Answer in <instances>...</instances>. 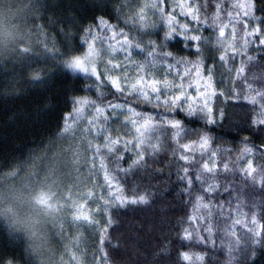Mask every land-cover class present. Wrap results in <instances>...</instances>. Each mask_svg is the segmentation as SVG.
I'll return each mask as SVG.
<instances>
[{
    "label": "trees",
    "instance_id": "16d2710c",
    "mask_svg": "<svg viewBox=\"0 0 264 264\" xmlns=\"http://www.w3.org/2000/svg\"><path fill=\"white\" fill-rule=\"evenodd\" d=\"M153 0H27L29 11L32 12L30 19L40 34L45 39V45L35 50L31 55H25L19 59L0 61V180L9 179V173L15 171L17 176L26 173L37 162L45 160L58 147L63 144V140L58 137V133L63 123V116L71 112L73 95L77 97L87 96L96 100L95 91H75L73 87L84 88V84L76 85L74 78L65 80L58 72L62 70V64L66 56L63 55L68 40V25L66 23L67 16L76 18L78 28L82 29L89 25H98L99 19L103 18L112 25H116V31L121 30L129 33L134 39H139L137 29L140 27L139 14L141 7L145 4H151ZM221 0H164L161 5L166 8L165 16L173 15L175 17V26L177 29L182 25H187L189 34H200L205 37L218 35V28L215 31L206 28L204 24H198L181 12L180 5L182 3H193L204 5L208 4L207 9L200 12L201 19L207 17L210 24L213 15L216 13L215 3ZM242 0H223L224 11L221 12V20L228 23V11L232 12L233 17L239 15V21H233L236 24L238 39L244 35L243 10L239 7H231V5H239ZM246 2V0H245ZM122 4H131L135 9L129 13L128 9H124V13L117 18V9ZM259 9V4L257 5ZM156 11V15H153ZM258 17L264 18V11L256 12ZM135 17V19H134ZM145 20L149 23H155L156 27L148 28L145 31L151 35H143L144 43L149 39L163 42L167 27L161 20L158 10L151 8L145 9ZM127 21V25H126ZM255 21L250 22L251 26L255 25ZM63 27L64 31H61ZM264 27V25H262ZM232 25L225 29V38L231 39ZM75 36V43L79 44L83 33L77 28L71 30ZM101 35H104L101 31ZM107 35H111L110 33ZM122 39V38H121ZM114 43L116 41H113ZM204 47L205 63L212 65V57H218L220 52H214ZM184 48L178 40H170L163 51H170L177 57L186 56L191 60H195V55L189 56L188 50L181 51ZM86 49V45L84 51ZM227 55V66L232 69L228 74L223 66L217 60L215 69L214 87L217 93L225 91L228 95H220L213 97L211 106L214 108L216 126L211 128L213 142L211 148L213 150L228 149L227 152L221 151L216 160L218 168L217 183L218 188L215 193L209 195L202 191L199 183L193 188L192 196L183 195L181 189L184 184L178 180L177 172L182 162L178 161L179 155L182 153L180 144L190 143L197 137L189 135L181 139L178 143L171 140L169 136L166 140V147L155 157V162L149 161L152 169H162V172L153 171L151 181L142 172H136L134 175L129 174L123 181V187L126 194L131 195L135 185H140V190L145 188L152 194V202L147 206H127L125 208L115 209L112 213L115 224L109 229L112 242L117 239L122 241L119 251H112L111 256L115 264H196L195 261H184L180 253L190 252L199 253L205 257L203 264H223L226 249L224 244L231 237H226L224 233L225 227L231 224L233 214H240L244 218H251L255 213L256 220L262 225V234L258 239H264V187L261 186L262 177L259 173H254L255 182L242 171L247 157L237 159L240 156L241 149L247 146L257 149L254 160V167L259 169L264 166V159L260 158L259 149L264 145V128L258 129L254 126L253 121L259 118L261 111H264L262 102L257 100L256 104H252L245 100L247 93V85L261 90V78H264V46L259 45L258 38L256 42L249 46L246 55H233L231 50ZM248 57H252L251 60ZM108 59V53L104 54V63ZM118 59H123L122 56ZM133 59L141 60L142 56H134ZM244 64L245 72L237 76L236 69ZM182 70V69H181ZM100 71H104L103 63L100 65ZM159 75L163 76V69H159ZM252 73H256L258 80L253 82L249 79ZM39 74L44 80V84L34 80V76ZM223 74V75H222ZM130 75H135V71H131ZM207 75V72H204ZM71 76V74H69ZM51 77V79H49ZM170 79L174 77L169 76ZM192 79L195 80L193 72ZM185 83H188L186 80ZM195 83L189 89V95L196 96L194 88ZM105 93L114 92L110 85L104 89ZM255 95V93H253ZM119 97L107 95L105 103L127 102L139 112H147L156 114L152 105L139 102L135 97L123 96ZM86 117H89L88 113ZM223 111L224 119L221 121L220 112ZM111 116V112L106 113ZM85 119L77 130L82 131L87 125ZM192 125H189L191 127ZM204 128L206 125L203 121L195 125ZM111 132L113 138L120 136L123 139H131V133L134 132L129 124L124 126V117L121 116L119 121L112 122ZM88 139H92L91 136ZM86 146L87 141L85 140ZM93 143L103 144V139L97 138ZM173 153H175V158ZM208 153L187 152L191 160L188 167L191 170L193 178L196 170L202 164L208 161ZM124 155L123 161H120L122 167L127 168L135 158L134 144L132 149L124 152L123 144L120 145V152L116 155ZM105 164L110 169L117 166L116 157L104 151ZM87 160L92 157L91 152H86ZM229 163L230 170L225 172L223 163ZM96 176H98L97 184L103 185V170L100 169V160L97 157L95 162ZM210 175V174H209ZM206 186V185H205ZM100 187H97V190ZM227 189V190H225ZM104 195L107 194L103 188ZM197 194L205 195L206 202L208 199L215 205L211 218L212 237L208 239V233L204 231L207 227L206 223L199 224L201 236L204 237L202 242L193 239L191 242L182 239V229L189 227L188 216H197L199 213L195 209V196ZM100 195V194H99ZM98 195V196H99ZM253 201L255 207H253ZM100 201H93L94 211L92 214L97 220L101 221L100 227L106 223L107 217L103 212L95 211ZM223 205V208L220 205ZM245 218V219H246ZM162 221V224H161ZM183 222V223H182ZM155 224V228L153 225ZM191 227H197L196 224ZM66 230V229H65ZM83 236L89 245L87 256L85 257L88 264L92 261L93 245L99 246V228L92 226L90 231L80 226L79 229L68 230L63 234V238L72 242L78 236ZM30 243L26 238L13 236L10 230L0 227V252L7 254L6 258L16 257L15 264H42L40 253L34 252L30 247ZM58 245H56L57 247ZM161 246L167 247V254L161 262L160 257L156 255ZM257 251H261L259 245L256 246ZM60 249V248H58ZM73 245L65 256L71 258ZM236 258L244 264V256L239 250ZM257 264H260L259 260Z\"/></svg>",
    "mask_w": 264,
    "mask_h": 264
},
{
    "label": "snow or ice",
    "instance_id": "6c2138e0",
    "mask_svg": "<svg viewBox=\"0 0 264 264\" xmlns=\"http://www.w3.org/2000/svg\"><path fill=\"white\" fill-rule=\"evenodd\" d=\"M164 0H153L151 4H145L141 7L139 19L140 27L137 29V36L139 39H134L129 33L121 30L116 31V25H112L109 21L101 18L98 25H89L85 28L79 29L76 18L74 16H67L66 23L68 25V40L65 46L64 56L67 57L63 61L62 70L58 73L65 79L74 78L75 84L78 86L84 84V88L73 87V92L79 91H95L97 99L93 100L87 96L77 97L73 95L71 98L72 110L63 116V123L58 133V137L62 140L69 139V148L74 150L76 156L81 155L83 149V141H87L85 152H91L90 158L91 167L88 168V175L84 176V184L92 183V187L87 191L82 192L80 199L74 204L76 211L73 213L71 223L78 228L84 223L90 226L99 228V246L93 245L91 264H115L112 259V251H119L122 246V241L117 239L115 243L112 242L109 229L116 221L113 218V211L127 206H147L152 202V194L145 188L140 190V185H135L132 194L127 195L126 189L123 187L121 177L125 179L129 174L142 172L148 177L149 183L151 181L152 173L162 172V169H152L149 161L155 162V157L166 147V140L171 136L173 142H179L186 136H196V140L190 143L180 144L183 150L178 157V161L182 162L178 168L177 176L180 183L185 187L181 189L183 195L192 196L193 188L196 183L202 187V191L209 195L215 193L218 188L217 176L218 168L216 165L217 157L221 151L227 152L228 149L211 148L213 137L210 134L211 128L216 126L214 108L211 106L213 97L220 95H228L229 93L221 91L217 93L214 87L215 69L217 67V60L223 66L228 74L232 69L227 66V53L231 50L233 55H246L249 46L259 40V45L264 46V18L258 17L256 12L258 10L264 11V0H246L245 3L239 5H231V7H239L243 10L244 35L238 39V32L236 24L233 21H239L240 17L237 15L233 17L232 12L228 11V23L221 20V12L224 11L223 0L215 3L216 13L212 17L209 24L207 17L201 19L200 12L202 9H207L209 5L182 3L180 5L181 12L197 21L198 24H204L206 28H211L215 31L218 28V35L205 37L200 34H189L190 30L187 25L180 26L179 29L175 26V17L173 15L165 16V7L161 5ZM259 4V9L257 5ZM127 8L129 13L135 11L131 4H122L115 11L117 18L124 13ZM151 8L158 10L161 20L167 27L163 42L149 39L147 43L143 41V35H151L145 31L148 28H155V23H149L145 20V9ZM156 15V11H153ZM135 19V17H134ZM255 21V25L251 26L250 22ZM232 25L231 39L225 38V29ZM127 25V21H126ZM77 28L82 31L83 37L79 44L75 43V36L72 34V29ZM63 32V27L61 28ZM103 31L104 35H101ZM111 35H107V34ZM122 38V39H121ZM178 40L184 45L181 51L188 50V55H195L197 58L191 60L186 56L177 57L170 51H163L167 46L168 41ZM113 41H116L115 43ZM86 45V50L84 49ZM207 46L209 50L220 52L218 57H212V65L205 63L206 57L204 55V47ZM108 53V59L104 63V54ZM142 56L143 59H133L134 56ZM122 56L123 59H118ZM249 60L252 57H248ZM103 63L104 71H100V65ZM159 69H163V76L159 75ZM182 69V70H181ZM131 71H135V75H130ZM207 75H204V72ZM193 72L195 73V80L192 79ZM245 72L244 64L242 63L236 69L237 76ZM71 74V76H69ZM176 78L170 79L173 75ZM223 75V74H222ZM44 84V80L39 74L33 78ZM51 79V77H49ZM249 79L253 82L258 80L256 73H252ZM188 83H185V81ZM195 83L197 88L196 96L189 95V89ZM107 85L114 89V92L105 93L104 89ZM203 88V90H201ZM255 93V95H253ZM119 98L117 94L123 96L135 97L139 102L152 105L155 110H158L155 115L147 112L136 111L127 102L112 103L111 101L105 103L107 95ZM245 100L252 104H256L257 100L262 102L264 107V78H261V90L252 87V84L247 85V93ZM88 108L93 111L90 118L86 117L85 113ZM111 112V116L106 113ZM124 117V126L131 125L134 130L131 133V139H123L120 136L113 138L111 128L113 121H119V118ZM257 120L253 121L254 126L258 129L264 128V111H261ZM221 121L224 119L223 111L220 112ZM88 119V126L83 128L80 132L81 142L75 143L76 132L79 125ZM71 121V122H70ZM201 121L205 123L204 128L196 127ZM189 125H192L189 127ZM91 136L92 139H88ZM103 139V144L93 143L94 139ZM123 144L124 152H128L135 147V158L132 159L131 164L124 168L119 163L123 161L124 155H116L120 152V145ZM116 157L117 166L115 169H110L105 164L104 151ZM201 153L210 152L212 164L204 162L202 166L196 170L193 178L191 170L188 167L190 163V156L184 153L189 151H197ZM257 149L249 147L247 144L241 149L240 156L237 159L244 157H254ZM260 158L264 159V145H261ZM175 158V153H173ZM100 160V169L103 170V185L95 182L96 175L95 162L96 158ZM88 163V161H85ZM225 172L230 170L229 163H223ZM242 171L255 182L254 173H259L262 177L261 186L264 187V166L259 169L254 167V160L249 159L247 167ZM79 172L81 169L79 168ZM210 174V175H209ZM206 185V186H205ZM101 187L106 189L107 194L101 193L96 195L95 189ZM227 190V189H225ZM80 200L100 201L97 204L95 211L97 213L103 212L107 217L106 223L100 227L101 221L97 220L91 212H85L86 203H81ZM253 207L255 202L253 201ZM210 199L206 202L205 195L197 194L195 196V209L199 213L197 216L189 215V227L182 229V239L191 242L195 239L197 242H202L204 237L201 236L199 224L206 223L207 227L204 231L208 233V239L212 237L211 218L213 215V208ZM223 208V205H220ZM183 223V222H182ZM234 223H239L235 221ZM252 223L256 224L255 213L252 214ZM162 224V221H161ZM196 224L193 228L191 225ZM155 228V224L153 225ZM224 233L226 237H235V239H228L224 244L225 259L223 264H241L236 258V253L239 250L244 256V264H264V239L261 233L254 228H249L248 233L237 235L234 228L230 226L225 227ZM259 245L261 251H257L256 246ZM89 245L87 240L81 235L76 238L73 244L71 260L73 264H88L85 257L87 256ZM167 254V247L161 246L159 252L156 253L160 257L161 262ZM7 254L0 252V264H15L16 257L6 258ZM181 258L184 261H191L195 259L196 264H203L205 257L199 253L181 252Z\"/></svg>",
    "mask_w": 264,
    "mask_h": 264
},
{
    "label": "rangeland",
    "instance_id": "374dc122",
    "mask_svg": "<svg viewBox=\"0 0 264 264\" xmlns=\"http://www.w3.org/2000/svg\"><path fill=\"white\" fill-rule=\"evenodd\" d=\"M26 1L19 0L24 12V15L21 17L23 44L17 46L13 43L7 47H0V61L19 59L22 56L31 55L35 50H39L45 45L43 35L40 34L38 28L30 21L32 12L29 11ZM243 3H245V0H242L241 4ZM194 88L197 93L196 86ZM92 111L93 109L89 108L88 118H90ZM80 132L79 130L76 132L75 143L78 144L81 142ZM70 139L63 140V144L49 157L37 162L26 173L16 177L18 181L22 180L24 182L28 189L27 195L32 202V208L35 213L34 221L39 227L34 234L33 241H29L28 239L27 241L30 244L34 243L38 247L42 264H73L71 258L64 254L69 251L73 244L63 238V234L68 230L71 231V228L73 230L79 229L75 224L71 223L73 213L76 211L74 204L80 199L82 192L92 187L91 182L87 185L84 184V176L88 175V168L91 167V163L87 160L86 152L84 151L87 147L85 140L83 141L81 155L76 156L74 150L69 148ZM249 159H252V157L246 158L244 164H242L243 169L247 167ZM85 161H88V163ZM207 162L211 166V156L208 157ZM79 168L81 172H79ZM97 179L98 176L95 175V182ZM102 192L103 188L101 187L98 190L97 188L95 189L97 196ZM80 202L86 203L85 212L92 213L94 211L93 201L85 202L84 200H80ZM245 218L240 214H233L229 226L234 228L237 235L248 233L249 228H254L262 234V225L257 220L256 224L253 225L252 217L250 219ZM235 221H239V223H234ZM82 226L89 231L92 227L87 223H84ZM231 238L235 239V237ZM56 245L58 246L56 247ZM192 260L195 261L194 258Z\"/></svg>",
    "mask_w": 264,
    "mask_h": 264
},
{
    "label": "clouds",
    "instance_id": "9594fccd",
    "mask_svg": "<svg viewBox=\"0 0 264 264\" xmlns=\"http://www.w3.org/2000/svg\"><path fill=\"white\" fill-rule=\"evenodd\" d=\"M24 15L19 0H0V47L15 43L23 44L21 37V17ZM18 173H9V179L0 180V227L33 241L38 225L34 221L35 213L28 197V189L22 180L16 179ZM29 247L38 254L34 243Z\"/></svg>",
    "mask_w": 264,
    "mask_h": 264
}]
</instances>
